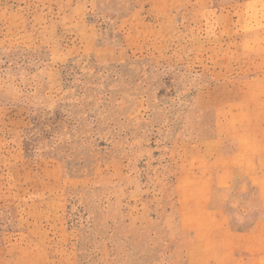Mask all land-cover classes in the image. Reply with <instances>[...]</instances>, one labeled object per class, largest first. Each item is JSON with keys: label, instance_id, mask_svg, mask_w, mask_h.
I'll use <instances>...</instances> for the list:
<instances>
[{"label": "rangeland", "instance_id": "374dc122", "mask_svg": "<svg viewBox=\"0 0 264 264\" xmlns=\"http://www.w3.org/2000/svg\"><path fill=\"white\" fill-rule=\"evenodd\" d=\"M0 264H264V0H0Z\"/></svg>", "mask_w": 264, "mask_h": 264}]
</instances>
